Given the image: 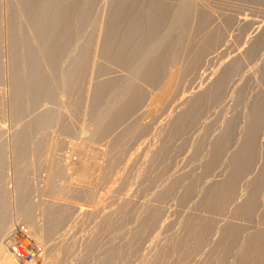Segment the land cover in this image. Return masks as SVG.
<instances>
[{"label":"rangeland","instance_id":"obj_1","mask_svg":"<svg viewBox=\"0 0 264 264\" xmlns=\"http://www.w3.org/2000/svg\"><path fill=\"white\" fill-rule=\"evenodd\" d=\"M23 1H25V0H0V75H1V79H2V82H0V88H1L0 89V136L4 134L3 135V139L0 138L1 139L0 147L3 146V147H1L2 149H0V150L4 149V155H3V157L1 156L4 159L0 160V162H1L0 164L3 165V166L2 165L0 166V169H1L0 178L2 176V178L0 180V196H1V199L3 200L2 201L3 204L0 206V221L1 222L2 221H7L6 222L7 224H5V222L2 223V224H4L3 227H1L2 224L0 226L3 229V231H4V232L1 233V236H0V247L3 248V249L0 248L1 251L5 252L7 254V251H6V249L4 248V245H3V239L11 231V229L13 227L17 226V225L25 227V229L28 231L30 236L40 246V249H41L40 255H39L38 259L32 264H64V263H66L64 261L66 260L68 262V259L64 258L65 260H60V259H63L62 249L63 250L65 249L64 250L65 253L70 252V251H68L66 249L70 245H72L71 243H73L72 246H74V248L75 247H79L81 250L84 247L88 248L91 245L90 241H92V243H93V240H95V236L96 235H97L96 238H99V236L103 237V235H104L105 238L104 237L100 238V240L97 239L100 243L97 241V244H99V245L96 244L97 249L95 251H92L94 254L92 253L90 255V253L88 251H86L85 248L83 249L84 251H82V252L80 251V249H76V250H79V251H77V254L79 253V255H81L80 253H84V258H86L85 255H90V256H87L88 257L87 260H90V261H92L91 259H92V255H93V260H95L94 256L97 257L96 254H98V252L100 253V252L104 251L105 249H107L108 245L110 243H114L115 242V244H116L117 243V241H116L117 237H120L121 239H119V238L118 239L122 241V239L125 238L124 236L127 235V233H128L129 236L132 234L131 237H135L136 234L137 235L139 233L143 234V232H145L144 235L146 236V238H148L147 239V240H149L148 243L150 242L149 244H151L150 247H153L152 245L156 244L155 243L156 242V238L158 239V237H160L159 239L162 238V240L166 239V241L163 240V242H162V243L165 244V243H167L169 238L171 239L170 233L172 234L173 230L174 231L176 229L179 230L182 227L183 230L180 229L179 231L176 230L175 232H173V234L175 233L174 237L172 236V240L169 239V241H168L169 244H166L167 246L165 245L167 248H171V247L175 246L177 244L176 243L177 242V238L179 237V236L177 237L176 232H178L179 235H180V232L183 233L184 227L186 228V226H183L184 222H186L185 224H187L189 222L192 223V220L193 219L195 220V218H193V217H196V216L193 215L194 213L197 212L196 213L197 216H199L200 218L204 217L202 219L205 220V216L208 218L209 214H212V213L214 214V212H212V211L210 212L209 211L210 213H208L207 211H205L203 208H200V207H199V209H197L198 211H195V210L192 209L193 207H194V209H196L198 207L197 206L198 202H195V203H197V205H195L194 202H191V201H196L197 200L195 198H197V195H198L197 191L199 192L198 189H197V191L195 193V196L192 197V198L195 197L194 198L195 200L194 199L193 200L192 199L188 200L191 205L189 204V202L187 203L188 204L187 205L186 204L187 201L184 203V205H181V204L179 205L178 203L176 204V202H177L176 201V197L180 194V189L176 190L177 195H175V198L172 197L175 201L174 200H172V201L176 204V206L178 205L177 207L180 208V210H178V211H177L178 208L176 210H174L175 204L173 203L174 206H172L171 205L172 201L170 202L171 204L169 203V201L172 198L171 199L169 198L170 200H168V199L165 200L166 203L170 204V207H169V204L166 205L164 203L165 206H166L165 207V206H161V205H164L163 204L164 200H162V203H161V200H158L157 197L161 195L160 191L166 185V183H167L166 187H168L169 181H171L170 182V184H171L174 181L173 179L179 180L180 176H182L181 174H183V176L185 177L189 173V172H185V170H188V171L192 170V172L195 170V172H193V174H192L193 178H194V174L198 175L200 173V172H198V171L201 170L200 169L201 166H199V165L202 163L201 165L203 167V165L205 164L204 163L206 161L205 160V155H206L207 151L206 152L203 151V155L200 158H198V159L202 158L201 160L196 159V161H195L192 158H191L192 159L191 160L190 157H187V156L189 154H190L189 156H192L191 154L193 153V148L195 147L196 143H198L197 141L199 139L198 137H200L199 135H201V134H198V133H200V131H202V130L206 131V127L210 123H212L214 125L217 124L216 126H213V127L218 128L220 126V128H222L223 127L222 123H224V121L227 118H230L228 120L232 119L231 117H232V115H234V112H235V110H234V112L231 111V108L234 109V107H233L234 104H232V101L234 103V100H235L234 96H236L234 91L237 92V91L241 90L242 89L241 85L243 84V82H244V84L242 85L243 87L244 86L245 87L246 86L250 87V84H251L250 88H251L252 92L249 90L250 93L249 92L248 93L251 94L252 97H253V94L257 93V92H262L264 94V90L262 89L261 86H259L260 85L259 81L255 82V79L258 78V72L260 71L259 69L261 68V66L263 64V63H261V61L264 62V58H263V56H264L263 55L264 54V43H263L264 42L263 41L264 40V36H263L264 35L263 34L264 33V0H261L262 2H257V1L253 2V1H249V0H137V2H140V3H146V2H149V1H153V2L158 3V4H165V5L169 6L173 11L181 9V8H185V9H188L190 11L189 20L191 21V23H190L189 28L187 30V36H186V40L184 42L185 43V47H186V49H185L186 52L185 53H187V51H188V54H190V55L186 56V54L184 53L185 55H182V57H181L182 59L180 58L179 63L176 64V65H173L172 67H170L167 70V73H166V76H165L164 80L161 82V84H159V86L157 88H148L145 85H143L142 83L137 82V80L133 77V75L130 74V72H129L130 70H126V69L121 68L119 65H117L114 62H112V60L108 59L107 56H104V47H105V43H106V31H107V28H108L107 27L108 26V24H107V16H108L109 10L111 8V6H110L111 5V0H96V5L94 6V10L92 12L93 13V19H92V22L90 23V29H91V32H92V36H91V40H90V43H89V50H88L89 55H88V58L86 60V70H85V74L83 76V81H82V93H81V98H80L78 114L76 115L77 118L72 115L74 119L76 118L75 119L76 123H74V127H72L73 123L68 122L69 120L65 122V120L69 119L68 116H67L68 118L66 117L67 119L65 118V116L69 114L68 111H70L69 110L70 107L68 106L70 101H68V98L64 99L63 96L61 97V95L59 94L60 97L58 95H57V97H59L60 100L61 99L62 100L61 101L59 100L60 101V103H59V101L57 99V101H55V102H57L59 105H55V107L52 106V107L55 108L54 109L55 112L52 110L54 112V114H52L51 119H53V116H54L55 119H59L60 118L59 120H62V118H63L62 122H63L64 125H65V123H67V125L68 124H70V125L72 124L71 125L72 129H70L69 125L67 126V129H65V128L63 129V127H66V126L62 125L61 128L63 130H65V131L67 130V132H62L63 131L62 129L60 131L59 127L57 128L56 122L55 121H50V120H49L50 122L48 121L49 123L47 122V124L45 123L44 125H36L33 128L31 126H27L32 121V120H30L31 117H33V118H34V116L36 117L37 116L36 113H39L38 112L39 110H36L37 112H34V114L27 115V116H29V119L26 118L23 121H21V123L23 124L24 127H20L19 128V126L21 124L17 125V123L14 120H12L11 112H10V106H11L10 105V100H11V88H10V85H11V72H12L11 63H10V41H11L10 39H12V36H13L12 32L13 33H15V32H14V23L12 22V18H11L12 15L11 14L13 13L12 12L13 10L16 11L17 14L24 13ZM37 10H39V9L38 8L35 9V12ZM202 14H204L207 17L209 16L208 17L209 18V24H208L209 27L204 32H200V31L196 30V27H195L196 21H194L198 17H200V15L202 16ZM210 15H211V21H210ZM22 19H20V20H22ZM223 20L227 21L228 25L232 24L231 27L230 26H228L229 28L227 27L228 30H226V29H223L224 31L221 30L224 33V35H223V33L219 34V33H221V32H219V30L221 29L220 27L223 26L222 28H224L225 25H226V23H224ZM21 24L22 23L21 22L19 23V21L17 20V31H18L19 34H20L19 30H21ZM219 24H221V25H219ZM234 24H235V26H234ZM242 24H243L244 27L242 26ZM217 26H219V29H216V28H218ZM88 28H89V26H88ZM240 28H241V30H240ZM245 28L248 29V30H246ZM214 29H215V31H214ZM225 30L228 31V32H225ZM9 31L11 32L12 35L9 34ZM249 31H250V33H249ZM175 32L176 31H174L173 33H175ZM213 32H215L216 36L214 35ZM71 33H72V42H71L70 54L67 55L66 57H64L63 60L61 61L60 66L62 68H65V67L69 66L70 64H72V66H75V68L79 67L78 65H76L77 64L76 60H77V57H78L76 55V53L77 54L79 53L84 39L78 33L77 29H75V28L72 29ZM210 33L213 34V35H210L212 37L214 36V37L217 38V34H218L219 37H221V36L225 37L224 39H221L223 37L220 38V40H225V41L218 42V44H220V45H216L217 43L215 44L217 47L215 46V48H212L213 50L209 51V52L213 53L212 55H211V53H209V54L207 53L206 57L204 56V60L202 59L204 62L201 61L200 64H199L200 66L196 67V69L198 68L197 71L195 69V72H197V73L193 72L195 74V76L197 77L195 79V76L193 77L194 74H191L192 72L189 73L188 69H187L188 70V72H187V70H185V68H187V66L191 63L189 60H191V58L195 54L197 48L200 47L201 44L204 42L203 40H205L207 34H208L207 37H209ZM226 33H228V34H226ZM225 34L227 36H225ZM251 36L255 37L257 39L255 40V38H252L253 39L252 40ZM237 37H238V40H236ZM258 39L259 40L261 39L262 41L261 40L259 41ZM234 40H236V42ZM239 41H240V43H237ZM253 41H255V42H253ZM252 42H253V46L256 45V44L257 45L260 44V46H261V47H259L260 51L258 50V58H259V56H260V58L259 59L258 58L255 59L256 58L255 57L254 60H253L255 63L251 62L252 59L250 61L248 60V56L250 54L249 52L253 51V49H254L253 46L251 45ZM234 44H235V46H234ZM219 46H220V48H219ZM233 46L235 47V49H233L234 48ZM240 46H241V48H240ZM248 46L249 47L251 46L252 50H250L251 47L249 49ZM256 46H254V47H256ZM244 47L245 48L248 47L249 52H248L247 49L245 50ZM261 48H262L263 52L261 51ZM215 50H218V51H215ZM222 51L225 52V53H223ZM244 51H247L249 54L244 52ZM259 52H262L261 53L262 55ZM223 54H224V57L222 56ZM183 56H185V57H183ZM189 56H192V57L188 60L187 58H189ZM240 56H241V58L243 57V59L246 58L250 62L249 63L247 61L250 65L246 62V60L241 59ZM261 56H262V58H261ZM212 58H213V60H212ZM215 58H216V60H214ZM239 58H240L241 62H240V60L239 61L237 60L238 61V63H237L236 59H239ZM73 59H74V61L72 62ZM230 60L232 62L235 61L236 62V63H234L235 65L236 64L240 65L241 63L245 62V64L247 65L248 68L246 66H245L246 67L245 68L244 65H242V64L240 66L241 68H239V65L238 66L237 65L234 66V65H232L233 63ZM255 60H257V61H255ZM258 60H260V61L258 62ZM136 62H141V60H137ZM213 63H214V65H213ZM140 64L141 63H138V65H140ZM208 64H210L211 66L208 65ZM229 64H231V66H233V67H231V69H229L230 67H226V66H229ZM252 64L253 65L256 64V65H254V67H253ZM248 65L251 67V69H250V67ZM257 65H259V67ZM136 66L137 65H135V67ZM255 66H257L258 68H255ZM135 67H133V68H135ZM223 67L226 68L225 71H223ZM235 67H237V68H235ZM242 67L245 68V72L243 71ZM234 68L236 69V71H238L239 69L242 70L243 73L240 70H239V72H236L234 70ZM246 69H247L248 72L251 70V72L248 73L246 71ZM256 69L259 70V71H257ZM184 70H185V72H184ZM227 70H228L229 73L227 72ZM134 71L135 70H133V72H131V73H134ZM234 71H235V74L238 73L237 74L238 76H235L233 74L230 77V79L227 82V84H226L227 85L226 87H227L228 90L225 89V94H224V97H223L224 100L222 98V101L223 102L225 101L224 102L225 105L223 104L222 101H221L222 103H219L220 102L219 101V102H217L218 105L214 104L213 105L214 107L211 106V108H214L213 109L214 111L212 110L213 112L210 110V108L207 110L208 112L206 111V114L208 113L209 116L210 117L212 116L213 118H214L213 115H215V114H216L215 118L219 117V115L221 117H223V118H225L227 115H228V117H226L225 120L223 118L219 117L221 120H223L222 123H220L221 120H220V122L217 121L219 119V118H217L216 124H215V122L213 123L215 118L213 120L211 118L209 119V117L207 116L208 114L207 115L204 114L205 115V119H203L204 115H203V117L201 119L204 121V120H206V117H207L208 120L203 122L200 119L202 121V122L200 120L198 121V123L200 124V126H199L200 129L197 127L199 125L197 123V126L194 127L196 129H192L191 130V132H193V131L195 132V130H197V132H198V130H199V132L196 133L198 139L191 135L192 139L195 138L196 141L194 139L191 140V138H190L189 140H191V142H189L188 138L190 137V134H192L190 132H189V136H187L188 138L186 136L184 137L185 138L184 141L186 142V140H188V142H189L187 146H190L191 148L190 147H185L186 146L185 144L187 142L186 143L184 141L181 142L182 138H181V141L179 139H177L179 142L177 140H175L174 141L175 143L173 142L174 144H172V148H170L171 150H175V148H176L175 146H177V149H178L179 148L178 145L180 143L182 145V147L180 145V149L181 148L182 149L188 148L187 149L188 151L186 149H184V150H186V152H188L189 154L187 153L188 155H185L186 152L184 150H182V149L181 150L179 149L181 152H178L179 150H177L176 152L180 153V156H182V157H180L176 152L175 153L173 152L174 154L171 153V156L173 155V157L170 156V158H172L174 160V162H175L174 165H176V167L173 166V162L172 161H171L172 164L170 163V164L165 165L168 162H166V161L163 162L162 160L161 161L157 160V163L155 162L157 165H158V162L163 163V165H161V163L159 164V166L161 165L160 166L161 167V171H160L159 166H158L159 170H157V168H156L157 165L155 163H152L154 161H150V160H152V157H150L149 154H151V153H149V152H151L152 149L150 148L151 151L150 150L148 151L147 149L149 148V146L155 142L154 144H157L158 147H157V145L154 146V144L151 145L150 147L153 146V150L157 149V152H159L158 150H161L159 147L162 146V137H163L161 135V133L162 132L165 133V131L167 129V124L169 126V123L171 121L170 119L172 118L173 119L172 121L174 122L175 121L174 118H176L175 115L178 114V113H181L182 112L181 110H183V108L186 110V108L188 107L187 103L189 104V102H190L189 99L192 102V99H194V97H196V96L198 97L200 95V93H201V95L203 93H205L207 91V90H205L207 87L210 89L211 86H209V85L214 84L212 82H216L215 78L219 79L220 78L219 75L222 76L224 73L227 75V73L230 74V72H234ZM183 72L185 73V76H184ZM220 72H224V73L220 74ZM240 72H241V74H239ZM75 73H77V71ZM186 73L187 74L189 73V74L192 75L193 79L189 78V76H190L189 74L187 75L188 76L187 79L188 80L190 79L192 84H191V82H189L190 80L187 81V83H186V81H183V78L184 77L186 78ZM202 73H204V74H202ZM244 73H246V74L244 75ZM247 73L250 76L253 75L251 77L248 75V77H250L249 78L250 81L247 79L248 82L245 81L246 80L245 77H247L246 76ZM217 74H218V76H217ZM233 77L234 78L238 77V78L232 79ZM185 78H184V80H187ZM231 79H232V81H230ZM239 79H241V81H242L241 83L242 84L237 85L238 82H236V81H239ZM70 81L75 82L76 81V76L72 77L70 79ZM112 82L117 83V86L119 88L127 87L130 84H134L135 83L136 86L139 87V89H141L142 91L145 92V99H144L143 102L140 103V105L136 109V111H134L133 113H130L122 121H120L119 123L113 125L111 129L105 131V127H106V125L108 123V120H109V117L111 116V114L108 115L107 118L103 119L106 116V114H107V109H101L99 111V115H95L93 113V111H92V106L91 105H92V100H93V95H94L95 90L99 86H102L103 84L112 83ZM232 82L233 83L236 82V84L235 83L232 84ZM249 82H251V83H249ZM253 82H254V86H252ZM239 83H240V81H239ZM247 83H249V84H247ZM234 86H235V88H234ZM192 89H194V90H192ZM185 90H187V91H185ZM182 91H184V92H182ZM176 92H178L179 94L176 93ZM181 92H182V95H181ZM189 92L192 93L193 96ZM230 94H233V95H230ZM249 94H247L248 97H249ZM228 95H229V98H228ZM190 96L192 97V99H191ZM252 97H249L248 100H250V98H252ZM174 98H176V99H174ZM186 98H187V100H186ZM225 99H228L227 102H226ZM174 100H175V102H174ZM185 101H188V102H185ZM227 103L228 104L231 103L230 106H232V107H228ZM180 104H181L182 107L180 106ZM176 105L179 106V107H177ZM183 105L186 106V107H183ZM46 106H48V105H45L44 107L46 108ZM67 106L69 108H67ZM216 106L218 107L219 110L217 108H215ZM222 106H225V107H222ZM226 106L228 108H226ZM219 107L220 108L222 107L221 109L224 108L225 110L226 109H228V110L230 109L229 111H231L233 114L229 115L230 112L228 110L224 111V109H223L224 113L221 115L220 113L222 111L220 110ZM45 108H43V110H45V111H48V110L50 111L51 110L50 106L47 107V110ZM176 108L178 110L181 108L179 110L180 112ZM216 109H217L218 112L219 111H221V112L218 114L216 112ZM40 110H41V107H40ZM185 110H183V112H185ZM176 111H178V112L176 113ZM40 112H44V111L41 110ZM61 112L65 116H63L61 114ZM227 112H228V114H227ZM167 113L168 114H171V113L173 114L174 113V115L171 114L169 116ZM181 114H183V113H181ZM181 114H179L177 116L179 117ZM217 114H218V116H217ZM32 115H34V116H32ZM61 115L63 116L62 118H61ZM69 115L72 118L71 112H70ZM242 115H241L240 118L241 119L243 118L242 120L244 121L245 117H243ZM74 119H72V120H74ZM165 119H166V121H165ZM209 120L210 121L212 120V121L210 122ZM228 120H226V122ZM70 121H71V119H70ZM167 121L169 123H167ZM207 121H209V124L206 126V124L208 123ZM243 121H240V123L243 122ZM13 122H15V125L13 124ZM19 122L20 121H18V124H19ZM152 123H153V125H152ZM164 123L166 125V127H165L166 129L162 128L163 126H165ZM172 123H170V124H172ZM203 124L205 125L204 126L205 128L203 127ZM212 124L210 126H208L207 128L211 127ZM242 125H243V123H242ZM147 126H148L149 129L146 128ZM68 127H69V129H68ZM145 128L148 129V132H150V133H148L147 131L145 133V130H146ZM201 128H203V129H201ZM216 128L215 129L212 128V130H215L216 132H218L219 130L216 129ZM69 130H71V131H69ZM156 132L159 133V134H157L159 136H157L155 134ZM212 132H214V131H212ZM216 132L212 133V134L215 136V134L216 135L218 134ZM138 133H140L139 134L140 140H139L138 136L135 137V135L136 134L138 135ZM143 133H145L146 135H144ZM149 134H150V137H149ZM203 134L204 133H202V135H201L202 137H203ZM141 135H144L147 138L144 137V136H143L144 137L143 138ZM193 135H194V133H193ZM196 135H194V136H196ZM263 136H264V134H263ZM16 137L18 138L17 142L14 141L16 139ZM141 137H142V139H141ZM143 139L144 140L146 139V140L142 141ZM147 140H148V142L152 141V143H149L150 144L149 145ZM153 140H154V142H153ZM200 140H201V138L199 139V141ZM192 141H195L196 143L192 142ZM1 142H3V144ZM14 142H15V145H14ZM176 143H177V145H176ZM182 143H184V145ZM191 144H193V145H191ZM147 145H148V147L145 148L144 146H147ZM192 146H194V147L192 148ZM155 147H157V148H155ZM189 148H190V150H189ZM145 149L149 153L148 155L144 153L146 151ZM191 149H192V151H191ZM143 150H145L143 153L146 156H149V158L148 157L146 158V156H145V158L147 159V161L149 159L151 164H149V163L147 164V161L144 158L143 154L140 153ZM153 152H154L155 155L152 154V156L154 155L156 157L157 154H159L156 151H153ZM0 154H1V151H0ZM175 154H177L178 160L174 159V158H176ZM137 155H138V158L140 156H143L142 158L140 157L139 159H143L145 161V162H143V160H141L142 165H143V163H145L144 165H145V168L147 169V171H143V172L144 173L149 172L148 174H145V175H148L149 177L145 176L143 178L144 173H142L143 176L140 174V172L145 169L144 165L143 166L142 165L139 166L141 163L137 162L138 166L141 167V168H138V169H141V170H139L140 172H137V173H139V176L141 175L140 177L136 176V174L133 173V171L135 172L136 167H134L135 169H133L132 167H131L132 169L130 168V166L134 165L133 163H136V159H138ZM155 157H153V159H155ZM179 158H181V160H179ZM139 159H138V161H139ZM170 160H169V162H170ZM185 160L187 162H185ZM197 160L199 162H197ZM155 161H156V159H155ZM179 161H180V163H179ZM193 161H195V163ZM3 162H4V164H3ZM183 162H185V164ZM177 163H179V164H177ZM198 163H199V165H198ZM137 164H135V166H137ZM182 164H184V165H182ZM162 166H163V168L167 166V170L170 171V172H168V174H167L166 168H164L165 171L163 172ZM150 167L151 168L154 167V168H152L153 169L152 171L156 170L154 172L156 180H155V177L153 175V172L151 174L150 173L151 171H148V170L151 169ZM180 167L182 169H180ZM128 169H131L132 172L129 170L131 173H128L127 172ZM173 169L175 171H173ZM136 171H138V170H136ZM173 172H175L176 174L173 173ZM178 172H179V174H180V172H184V173H181L179 175ZM197 172H198V174H197ZM220 172L221 171L219 170V171H216L215 175L213 174L215 179L212 176L210 179L203 180L204 182L202 181V184H200L199 188L201 186H203V188H204V186H207L212 181L217 180L218 179L217 177L219 176ZM125 174H129V175L132 174V175L129 177L128 175L125 176ZM156 174H158V175H156ZM157 176H160V177H163V178H159L158 177L159 178V182H158ZM177 176H179V178ZM215 176H217V177H215ZM136 177H138V178L142 177V178L141 179H137ZM146 177H147V179L150 178V177H154V181L155 182L152 180L153 178L147 180V179H145ZM129 178H131V179L129 180ZM135 178L137 179L136 182H135ZM165 178H167V179H165ZM247 178L249 179L250 177H247ZM120 179H122V180H120ZM127 179H128V181H126ZM132 179L134 181L133 184L131 182ZM143 179L147 180L146 182H144L145 183L144 186L142 185V183H143L142 180ZM246 179H245L244 182L248 181V179L247 180ZM124 180L126 182H128V184ZM138 180H139V183H141L139 186L141 187V185H142V187H143V189L140 190V192H142V194H140V196L144 195L143 193H144L145 190L147 191V188L150 186V184H152L151 181H153L156 185H153L154 188H152L150 186L151 187V192H150V188H149L148 192H150V193L147 192L148 195L146 194V191H145L146 195H144V197L141 198V197L138 196V198H141V199H139V201H137L136 200L137 198H135L133 196V195H135L134 194L135 192H133V190H136V194L139 195V193H138L139 191L138 190L141 189L142 187L137 189L138 186L136 185L137 188H136V186H134L133 188H135V189L132 190V194H133L132 195L133 196V201H132V197H130V195H131L130 192H131L132 188L124 189L122 187L125 184H127L128 186H132L135 183H137ZM160 180H162V181H160ZM207 180H208V182H207ZM121 181L122 182L124 181V183H122ZM129 181H130L131 184L129 183ZM165 181H166V183H165ZM244 182L241 183V185H240L241 187H242V185H244ZM164 183H165V185H164ZM122 184H124V185L122 186ZM115 186H117L118 188H116ZM128 186L125 185V187H128ZM145 187H146V189H144ZM166 187H164V188H166ZM118 189L121 191V194H123V192H125V191H126V193L121 195L119 193ZM202 189L200 190V192L202 191ZM164 190L165 189L162 190V193H163ZM117 191H118V193H117ZM240 192H243V189L240 188L238 193H237V195H239L240 197L236 196V198H235L236 200L234 199L235 201L230 203V204L233 205L234 208H235V206H238L239 203H240V202H237V201H241L242 202L241 199L238 200L239 198H241V195H242V194H240ZM128 193H130V195H127L128 197H126L125 195L128 194ZM158 193H159V195H158ZM137 195H135V196L137 197ZM155 195L156 196L158 195V196L156 197ZM151 196H153V197L155 196V197L153 198ZM201 196L202 195L200 193V197L198 195V201H200L199 199H201ZM243 196H244V194H243ZM243 196H242V199L244 198ZM127 198H129V200H126ZM152 198L153 199L157 198V201H156V199L154 201L155 202L154 205H152L153 204ZM116 199H117V201H114ZM123 199L126 200V201H124V202H126V204H128L127 201L128 202L130 201L129 204H128L129 206L132 205V204L135 205V203L136 204L139 203V205L142 204V203L146 204V205H144L142 207V208H144L142 210L144 213H146V210H147L146 207L151 206V205L154 206V208L151 206V209L152 208L153 209L150 210V208H149V210H148L149 212H147V213H151V212L153 213V215H151L152 213L150 214V217H152L151 219L154 218L153 220H156L157 215H158L157 219H159L161 217V211L167 210L164 213L162 212V215H163L162 217L163 218L161 217L159 220H157L158 222H160L161 219H162V221L164 223V220L166 219L165 223H167V224L164 223L165 224L164 225L162 223V221L160 222L164 226L165 229L163 228V226H161L163 228V230H161L162 229L160 227L161 224H159V226H158L157 221H155L157 224L153 221L154 226L156 225V226H158L160 228V229H158V227L156 228V226H155V228L159 232L156 231L157 233L156 232L153 233L154 235L151 233L152 230L150 231V234H148L150 229L144 231L142 228H140V230H142V231L140 232V230L138 229L139 233H138L137 229H135V231H134L133 229L136 227V223L140 224V222H136V220L139 219L140 216H141V218L143 216H144V218L146 217L145 216L146 214H144L140 210V209H142V208H140L141 205L139 207L138 204H137V206L139 208L136 205H135L136 207L132 205L133 207L130 206L132 210L128 209L130 211V213L127 212V213L131 214V212H133V208H134L135 210H134V214L133 215H134V219L135 220L133 219L132 214L130 215V217L132 216L131 218L134 221L126 213L127 214L126 218H128V219H126L127 221H124L125 224L122 221L123 224L120 223L118 225L117 228H119L118 229L119 231H115V229H113V230L109 229L108 230L109 227H107V226H106V228L103 227L106 224V223L104 224V219L105 218L102 220V218L104 216L101 217L102 214H100L101 212L98 213V211L101 210L102 213L104 214L103 211H105L107 209V207H108L107 203L110 204L111 202L112 203H111V205H109V208L111 207L110 208V210H111L112 206H113V209H112L113 212L112 211H108V212H112V214L107 212L108 215L109 214H111L113 216L116 215L117 212L121 211L122 206H123L122 210L125 211V209L127 210V208L129 206L126 207L127 205L124 206L122 204ZM134 200H135V203H134ZM113 201L115 202V204H116V202L118 204V201H119V203H120V201H122L120 203V204H122V206H120V205L117 206V205L113 204ZM158 201H160V203H158ZM130 203H132V204H130ZM114 205L117 206V208L121 207L120 211L116 212L117 208ZM185 205L187 206L186 208L189 209L190 213L188 212V210L186 212V208H185L184 209L185 211L184 210H182V211H183V213L185 212L186 214L184 213V217H182L178 212L181 211V209H183L181 206L185 207ZM232 205H230L231 210H230V208L228 210L229 205H228V207L226 209H227V212L229 211V213H233L234 214V209H233ZM103 206H104V208L106 207L105 210H104ZM171 206L173 208H171ZM195 206H197V207L195 208ZM114 207L116 208V210L114 209ZM124 207H126V208L124 209ZM155 207L159 208V211L158 210L157 211L160 214L155 213V212H157V211H155L156 210ZM161 207H163V208L165 207L164 208L165 210L163 209V210L160 211V209H162ZM168 207H169L170 211L174 210L173 212H169L168 213L169 215L167 214V212L169 210ZM190 208H191L192 211H190ZM226 209H225L224 212H226ZM260 209L262 211V207ZM138 210H139V212H138ZM202 210H204V212ZM259 210H257V211H259ZM263 210H264V208H263ZM106 211H105V214H107ZM114 211H115V213H114ZM175 211H177V213ZM182 211H181V214L183 215ZM193 211H195V212L192 213ZM257 211H256V213L258 214ZM174 212H175V214H174ZM224 212H222V213L224 214ZM263 212L264 211H262V213ZM191 213H192L193 217L189 216L188 219L189 218H193V219L192 220L190 219L189 222H188V220L185 221V219L187 218L188 214L191 215ZM260 213L261 212H259L258 217L262 214V213L261 214ZM95 214L96 215L100 214L99 217L96 216V217L100 218V220L98 218H96V220H97L96 222L100 223V226L102 225V222H103L104 225H102L101 227H98L99 224H97L96 222L93 221L95 216H94V218L92 217V219L90 218L91 215H95ZM154 214H156L155 215L156 218H155ZM164 214L167 215L168 218H171L173 216L172 219L175 218L174 215L177 214L176 215V219L177 220L175 219V221H177L179 223L176 222L175 224H177L178 226L174 225V223L172 224L171 222L172 221L175 222V221L172 220V219H168L167 217H164ZM178 214H179V216H181L180 218L183 219L184 221L183 220L180 221L181 219L177 218ZM213 214L210 215L209 217L213 216V218H216V220L211 222L210 219L212 217L210 219L208 218V220L206 219V221L208 222L207 225L210 228H212L211 225L214 222V226L211 229V231H213L216 228L214 231L215 232L217 231V234H218V230L220 231V229L224 230L226 228V227H222V228H224V229H222L220 227V229H218L219 228L218 226L221 224L220 220H223V218L225 217L224 221H222L223 223L225 222V224H224V226H225L228 223V220L231 219V220H229L230 223H228V226L229 225L231 226L233 224V227L240 228V229L243 228V231H244V232L241 231L243 233L242 235H241V232H240L241 236L239 235L240 239H238V244H239V242H241L239 245L242 246L243 244L248 243L252 239L253 240H258L260 242V248L259 249H261V246H263L262 244H264V223H261L262 219H260L261 217L258 218L256 216L257 214L254 213V215H253L254 217H253L252 221H248V222L244 221L241 218H237L234 215L235 218L237 219L236 220L235 218H233V214H229L230 216L232 215L231 218L229 217L228 214L226 215V213L224 214V217H223V214L221 215L222 218L217 216V215H220L221 213L220 214L219 213L216 214V212H215V214L214 215ZM135 215H137L139 218L138 217L135 218L136 217ZM225 215L228 216V217H226ZM88 217L90 218L89 219L90 221L92 220V223L94 222L93 223L94 226L98 225L97 226L98 232H97V228L96 227L95 228L91 227V225H93L92 223H90L91 225L89 223H87L88 220L86 218H88ZM105 217H106V215H105ZM199 217H196L197 222H196V220L193 221V223H192L193 225L195 224V222H196V224H198V221H199L198 218ZM108 218H110V217L108 216ZM114 218L116 219V217H113V218H110V219H112L113 222H114ZM129 218H130V220H129ZM213 218H212V220H213ZM167 219L169 220V222H168ZM259 219H260V222H259ZM107 220H109V219H107V217H106L105 221H107ZM128 220H129V223H128ZM254 220H256L255 224H253ZM83 221H84V223H83ZM85 221L87 223L86 225L89 226V227L85 226ZM100 221H102V222H100ZM130 221L132 223L135 222V224H132ZM206 221H202V222H204V224H206L205 223ZM80 223H83L84 227H82L83 224H80ZM168 223H169V226H172V227H170L171 229L175 226V229L173 228L172 231L168 227L170 229V231H171L170 233L168 232L169 229H167V227H165V226L168 225ZM181 223H182V225H181ZM126 224H131V225H127L125 227ZM215 224H216V226L217 225L218 226L215 227ZM222 224L220 226H223ZM79 225H80V227H79ZM133 225H134V228L132 227ZM154 226L152 227V229H154L153 232L156 230L154 228ZM197 226H199V225H197ZM206 226H204V227H206ZM199 227H202L201 226V221H200V226ZM80 228H81V230H80ZM82 228H83V230H82ZM102 228H104V229L102 230ZM137 228H138V226H137ZM77 229H79V231ZM131 229L134 232H137V233H135V234H134V232L132 233ZM110 230H112V232L109 233ZM164 230L165 231L167 230V231L165 232ZM246 230H247V232H246ZM76 231L80 232V234L78 232H76ZM128 231H130V232H128ZM146 231H147V235H146ZM160 231L162 232L161 233L162 236H160L158 234V233H160ZM95 232H97L98 234H96ZM107 232H108V234H107ZM90 233L92 235L89 236ZM100 233H102L103 235L100 234ZM129 233H131V234H129ZM164 233H166V236L168 235L167 236L168 239H167V237L165 238V236L163 235ZM167 233H169V234H167ZM220 233L221 232H219V234H218L219 237L221 235ZM84 234H87V236L84 235ZM151 234L154 237L156 236V238L154 239L153 236H148V235H151ZM212 234L213 235H211V236H213L214 238H218L217 234H214V232ZM78 235H79L80 239H75ZM157 235H159V236H157ZM214 235L215 236L217 235V236L215 237ZM73 236H75V237L72 239L71 237H73ZM82 236H84V237H82ZM122 236H123V238H122ZM140 236H142V235L139 234L138 237H140ZM145 236L143 237L144 241L146 240ZM242 237H245V238H243L245 240H242L241 239ZM82 238H83L84 241L82 240ZM136 238H137V236H136ZM143 238L141 239V237H140L141 240H143ZM210 238H211L210 240H214V238L213 239H212V237H210ZM69 239H70L71 243L67 247L66 243L69 241ZM128 239H130V237ZM153 239H154V241H153L154 243L151 242ZM205 239L206 240H204L203 243H205L204 245H206L207 248H209L208 247L209 245H207L208 244L207 242L209 241V237L207 236V238H205ZM207 239H208V241H207ZM71 240H73V242ZM119 240H118V242H119ZM124 240H125V242L128 241V240H126V238ZM124 240L121 243L119 242V244L118 243L117 244L118 245H121L123 243L125 244ZM215 240L217 241V239H215ZM111 241H113V242H111ZM157 241L161 243V240L160 241L157 240ZM172 241L175 242V245H173L174 243ZM76 242L77 243L79 242V244H82V243L83 244L78 246V244ZM213 242L214 241L210 242V245L212 246L211 249L213 248V246L215 244V242L214 243ZM86 243H88V244L86 245ZM140 243H141V241H140ZM162 243H161V245L163 247L164 244H162ZM211 243H213V245ZM142 244L144 246H142ZM142 244H141V246L139 244V246L142 247L141 249H143L142 252H141V250H137L139 252L136 251V254L134 255L135 257H136V255L138 256V255L144 254L145 251H146V253L148 252L147 249L144 248V247H147V246H145L144 243H142ZM146 244H147V242H146ZM149 244H147L148 247H149ZM161 245H159V247L157 245H155L154 247H156L158 249L160 248V252L163 251L164 249L166 251L167 249L165 248V246H164V248L162 250ZM239 245H238V247H239ZM64 246H66V248ZM168 246H170V247H168ZM206 246H205V248L202 247V245L200 246V248L202 247L204 249L203 250L201 249L202 252H200L198 255H200L201 253L203 255L208 254V251H207L208 249L206 248ZM71 247H70V250H71ZM211 249H209L210 252H211ZM148 250H149V248H148ZM155 250L156 249H154V251L151 250L150 253L148 252L149 253L148 255L145 253L146 256L142 255V256H139L138 258L136 257L137 259H140V260L136 261V259H134L135 258L134 256H133L134 258L132 256H131V258H133L136 261V264H138V262L142 263L143 260L141 261V259H144V261H145L144 257H149L150 256V259H151L152 255L155 256L156 255ZM204 250H205V254L203 252ZM235 250H237V251H234V253L236 252L238 255H236L235 258L233 256L232 260L234 262L232 261V264L233 263L235 264L236 262H238L237 259L239 257L240 247L239 248H235ZM85 251L87 252V254H86ZM71 252H72V250H71ZM140 252H141V254H139ZM153 252L155 254H152ZM158 252H159V250H158ZM1 253L2 252H0V254ZM73 253L75 254L76 252H72L71 254H73ZM170 253L166 255L167 258H169V259L173 255H177V254H173L172 255L173 252L171 254ZM68 254L71 255L70 253H68ZM194 254L196 256L195 260H197L199 256L196 254V252ZM202 254H201V257H202ZM2 255L0 256V259L3 258ZM68 256L66 254L67 258H69ZM75 256H76V254L70 256V258L73 257L74 260H76L78 258L77 262L79 264H80V262H84L85 263V259L83 258V254L81 256L84 259V261L81 260V258H79L81 256H78V255H77V257H75ZM195 256L192 255V257L190 256L189 259L194 260L193 258H195ZM209 256L206 255L205 258L208 259ZM246 256H247L246 259H250L251 260V261L250 260L247 261V264H264V251L262 249L261 250H257V249L249 250V252L247 253ZM175 257L176 256H174V258ZM8 258L13 262V264H17L16 262H14L15 260L13 259L14 260L13 261L9 255H8ZM73 258L71 259L72 261H73ZM131 258L129 259L130 261H131ZM167 258L163 259L162 261L160 260L159 264L165 263L163 261H167L165 264H167L168 262H169L168 264H175L176 260H174V258L173 259L171 258L170 260L167 259ZM202 258H204V256ZM205 258L202 261L203 262L206 261V262L203 263L201 261L200 264H202V263L206 264L208 262L209 259L206 260ZM133 259H132V262L134 261ZM146 259L149 260V258H146ZM187 259L184 262L182 261L183 263L182 262H180V263L185 264V262H187L188 264H190V262H192V261L189 262V260H187ZM199 259L197 261L194 260L195 264L196 263L198 264ZM0 261H2V259ZM70 261H69V263H71V264L74 262V261L73 262H70ZM130 261H129V264H131ZM135 261L133 262L134 264H135ZM171 261H173V262H171ZM147 262L152 263L150 260L147 261ZM194 262H192L191 264H194ZM86 263H88V261ZM114 263L115 262H113V264ZM89 264H91V262H89ZM115 264H117V263H115ZM144 264H146V261L144 262ZM208 264H209V262H208Z\"/></svg>","mask_w":264,"mask_h":264},{"label":"bare ground","instance_id":"obj_2","mask_svg":"<svg viewBox=\"0 0 264 264\" xmlns=\"http://www.w3.org/2000/svg\"><path fill=\"white\" fill-rule=\"evenodd\" d=\"M249 1L262 2L261 0H249ZM23 5H24V7H23L24 13L17 14L16 11L13 10L12 11L13 13L11 14L12 15L11 16L12 22L14 23V32H15V33L12 32L13 36H12V39H10L11 40L10 41V63H11V68H12V72H11V85H10V88H11V100H10L11 117H12V120H14L17 123V125H20V124L22 125V126L21 125L19 126V128H20V127H24L23 124L21 123V121H23L26 118L29 119V116H27V115L34 114V112H37L36 110H39L38 111L39 113H36L37 114L36 117L34 115H32V116H34V118L30 116L31 117L30 120H32V121L27 126H31L33 128L36 125H44L45 123L47 124V122L50 120V121H55L56 122V125H57V128L59 127V130L61 131V129H62L61 127H62V125H64L63 122H62L63 121V118L62 117L65 116V115H63V113L61 112V114L63 115V116L61 115L62 120H59L60 118L59 119H55L54 116H53V119H51L52 114H54V112H55L54 111L55 105H59L55 101H57V99H58V101L60 100L59 94L61 95V97L63 96L64 99H67L68 98V101H70L69 102V105H68L70 107V109H69L70 111H68L69 114L71 112V116L73 115L75 117L78 114V109H79V104H80V98H81V93H82V81H83V76H84L85 70H86V60H87L88 55H89V52H88V50H89V43H90L91 36H92V32H91V29H90V23L92 22V19H93V13L92 12L94 10V6L96 5V0H25V1H23ZM110 6H111V8H110L109 13H108V16H107V24H108L107 27L108 28H107V31H106V43H105V47H104V56H107L108 59L112 60V62L116 63L121 68L126 69V70H130L129 71L130 74L133 75V77L137 80V82L142 83L143 85H145L148 88H157L159 86V84H161V82L164 80V78L166 76V73H167V70L170 67H172L173 65L178 64L179 61H180V58L182 57V55H185V54H186V56L187 55H190V54H188V51H187V53H185L186 52L185 51L186 47H185V43H184L185 40H186V36H187V30H188L189 25L191 23V21L189 20V13H190V11L188 9H185V8H181V9H178V10L173 11L169 6H167L165 4H158V3H155L153 1H149V2H146V3H140V2H137V0H111V5ZM37 8L39 10H37L35 12V9H37ZM203 15L204 14H202V16L200 15V17H198L196 20H194V21H196V23H195L196 30L197 31H200V32H204L209 27V25H208L209 24V18H208L209 16L207 17V16L204 15L205 16L204 17ZM20 19H22V20H20ZM17 20L19 21V23L20 22L22 23L21 24V30H19L20 31V34L17 31ZM210 21H211V15H210ZM224 23H226L227 26L225 25L224 28H222L223 26H221L220 27L221 29L219 30V32H221V33H219V34H222L223 33L221 30H223V29L228 30L227 27L228 26L231 27V25H232V24L231 25L230 24L228 25L227 24V21H224ZM219 25H221V24H219ZM88 26H89V28H88ZM234 26H235V24H234ZM242 26H243V24H242ZM217 27L218 28H216V29H219V26H217ZM74 28L77 29L78 33L84 39L83 44L81 46V49H80L79 53L78 54L76 53V55L78 56L77 57V60H76V62H77L76 65H78L79 67L78 68H75V66H72V64H70L69 66H67L65 68H62L60 66L61 61L63 60L64 57H66L67 55L70 54L71 42H72V33H71V31ZM226 30H225V32H228ZM240 30H241V28H240ZM246 30H248V29H246ZM174 31H176V32L173 33ZM214 31H215V29H214ZM213 33L215 35V32H213ZM249 33H250V31H249ZM9 34L12 35L10 31H9ZM226 34H228V33H226ZM226 34H225V36H227ZM210 35H213V34L210 33L209 34V37H207L208 36V34H207L205 40H203L204 42L201 44L200 47L197 48V50H196L195 54L193 55V57L192 56H189V58L186 57L188 60L192 57L191 58L192 61L189 60L191 62L189 64L190 66L188 65L187 68H185V70H187V69L189 70V73H191V72H192L191 74L197 73V72H195V69H196L197 66L198 67L200 66L199 64H200L201 61L204 60V56L206 57V54L207 53L208 54L211 53L209 51L213 50L212 48H215L216 45H220V44H218V42L225 41V40H220V38L223 37V36L219 37L218 34H217V38H216V37H214V36L212 37ZM223 35H224V33H223ZM224 38L225 37H223L221 39H224ZM252 38H255V37H252L251 36V39ZM256 39L257 38H255V40ZM236 40H238V37H237ZM236 40H234V41L236 42ZM253 42H255V41H253ZM253 42L251 44L252 46H253ZM237 43H240V41L237 42ZM256 45H254V46H256ZM234 46H235V44H234ZM254 46H253V48H254L253 51H250V52L248 50V47L249 46L247 48L244 47L245 50L247 49L248 52L250 53L249 54L247 51H244V52H246V53L249 54L248 60L250 61L252 59V61H251L252 63H255L253 61L255 57H256L255 59L258 58V50H259V47H261L260 44L257 45L256 47H254ZM250 47H249V49H250ZM219 48H220V46H219ZM240 48H241V46H240ZM233 49H235V47ZM250 50H252V47H251ZM215 51H218V50H215ZM261 51L263 52L262 48H261ZM262 52H259V53L261 54ZM223 53H225V52H223ZM212 54L213 53H211V55ZM222 56L224 57V54ZM183 57H185V56H183ZM240 58H241V56H240ZM240 58L239 59H236V62L237 63L240 60ZM259 58H260V56H259ZM261 58H262V56H261ZM263 58H264V56H263ZM74 59L72 60V62L74 61ZM241 59H243V57ZM137 60H141V62H136ZM212 60H213V58H212ZM214 60H216V58ZM243 60H246V62L248 61L246 58L243 59ZM255 61H257V60H255ZM259 61L260 60H258V62ZM236 62L235 61L232 62L233 63L232 65L236 66L237 64L236 65L234 64ZM240 62H241V60H240ZM138 63H141V64L138 65ZM261 63H263V64H262V66L260 65L261 66V68L259 69L260 71L256 69L259 72H258V78L255 79V82L256 81H259V83H260L259 86H261L262 89L264 90V62L261 61ZM241 64L244 65V67L245 66L247 67V65L245 64V62L244 63H241ZM241 64L240 65L238 64L239 65V68H241L240 67ZM135 65H137V66L135 67ZM208 65H210V64H208ZM213 65H214V63H213ZM254 65H256V64H254ZM254 65H253V67H254ZM257 66L259 67V65H257ZM257 66H255V68H258ZM133 67H135V68H133ZM226 67H230L229 69H231V67H233V66H231V64H229V66H226ZM244 67H242V68H243V71L245 72V68L246 67L245 68ZM235 68H237V67H235ZM235 68H234V70L236 71ZM225 69L226 68L223 67V71H225ZM250 69H251V67H250ZM133 70H135L134 73H131V72H133ZM185 70H184V72H185ZM188 70H187V72H188ZM197 70H198V68L196 69V71ZM228 70H227V72H228ZM239 70L236 71V72H239ZM76 71H77V73H75ZM235 71L234 72H230V74H228L229 73L228 72L227 75L224 72H220V74H222V73H224V74L222 76L219 75V77H220V78L218 77L219 79H216L215 78L216 82H212L214 84H211V85L208 84L209 86H211L210 89L207 87L208 89L207 88L205 89L207 91L206 92L204 91L205 93H203L202 95H201V93H200V95L198 94L199 96L198 97L196 96L197 98L194 97V99H192V97L190 96L191 99H192V102L189 99V101L191 103L190 102H189V104L187 103L188 107L186 108V110L183 108V110H185V112H183V110H181L182 111L181 113H183V114H181V113L176 114L175 115L176 118H174L175 119L174 122L172 121L173 120L172 118L171 119L169 118L173 123L170 121V123H172V124H170L167 121V123H169V126L167 124V129L165 128L166 125L164 123L165 126H163L162 128L163 129L165 128L166 131H165V133H163V132L161 133V135L163 136V137L161 136L162 137V146L159 144L161 146V147H159L161 150H158L159 152H157V149L153 150V146L152 147H150V146L155 143L154 140H153L154 143L151 144V145L149 143H152V141L151 142H148V140H147L148 144L150 145L147 150L148 151L149 150L151 151V149H152V151L149 152L151 154H149L146 149H145L146 151L143 150L142 152H140V153L143 154L144 158L146 156L145 154H147V155L149 154L150 157H152V160H150V161H154L152 163H155V162L157 163V160H160V161L162 160L163 162L164 161L168 162L165 165L170 164V163L172 164V162H173V166L176 167V165H174V163H175L174 160L172 158H170V156H171V153H173V152L175 153L177 150L180 149V145L181 144L179 143V145H178L179 148L178 149H177V146H175L176 147L175 150H171L170 148H172V144H174L175 143L174 141L177 140V139H179L181 141V138H182V141L181 142H183L185 140L184 137L185 136L186 137L189 136V132L192 133V134H190V137L189 138L187 137L188 140L190 138H191V140H193V139L195 140V138L192 139L191 135L193 137H196L197 138L196 133H198L199 130H198V132H197V130H195V132L194 131L191 132V130L192 129H196L194 127L197 126L198 121L203 117L204 114L205 115L208 114V113L206 114V111L209 108H210L211 111L214 109V108H211V106H213L214 104L218 105L217 102H219V101H220L219 103H222L223 102L222 101V98L224 97L225 89H227V87H226L227 86L226 85L227 82L229 81L230 77L233 74L235 76H238L237 75L238 73L235 74ZM240 71L242 72V70H240ZM246 71H247V69H246ZM184 72H183V74L185 76V73ZM241 72L239 74H241ZM249 72H251V70ZM248 73L246 75L247 77H245V79H246L245 81L246 82H248L247 79L250 81L249 78L251 76H253V75L250 76ZM188 74L186 73V78L184 77L185 79H187V77H188L187 75ZM191 74H189L190 75L189 76L190 79L192 78V75ZM202 74H204V73H202ZM245 74L246 73H244V75ZM248 75L250 77H248ZM74 76H76V81L75 82L70 81V79L72 77H74ZM194 76H195V74L193 75V77ZM217 76H218V74H217ZM234 77L232 79L238 78V77H236V78H234ZM184 78H183V81H186V83H187V81L190 80V79L189 80L188 79L187 80H184ZM196 78L197 77L195 76V79ZM232 79L230 81H232ZM239 81H240V83H239ZM239 81H236V82H238L237 85L242 84L241 83L242 82L241 79H239ZM0 82H2L1 75H0ZM189 82H191V80ZM236 82H234V83L236 84ZM234 83L232 82V84H234ZM249 83H251V82H249ZM249 83H247V84H249ZM191 84H192V82H191ZM243 84H244V82H243ZM242 85H241V87H242L241 90L238 89L239 91H237V92L234 91V93L236 94V96H234L235 97L234 103L232 101V104H234V106H233L234 109L231 108V111L234 112V110H235L234 115H232L233 113L231 111H229L230 109L229 110L226 109V110H228L231 113V114L229 113V115H232V117H231L232 119L231 120H228L230 118H227L226 120H228V121L226 122L225 118L228 117V115L226 117L224 116L225 118H223V117H221L219 115V117H221V118H223L225 120L224 123H222L223 120H221L219 117H216L215 118V116H216L215 113H214L215 115L212 114L214 116V118H215V120L213 121V123L215 122V124H216V120H217V118H219L217 121L220 122V120H221L220 123H222V126L223 127L220 128L219 125H218L219 126L218 128L213 127V126H216L217 124L216 125H214L212 123L209 124V121H210L209 120V121H207L208 123L206 122L207 123L206 126L208 124H209L208 126H210L211 124H212V126L209 127V128H207L208 127L207 126L206 127V131L204 130L205 132L202 130L203 132L200 131V133H198V134H201V135H202V133H204L203 134V137L201 135H199L200 137H198L199 139L201 138V140L199 141V139L197 138L198 139V141H197L198 143L195 142L196 140L195 141H192V142H195L196 143L195 147L192 146V148L194 147L193 148V153L191 154L192 156H189L190 154L188 152H186V150L188 148H184L186 150H184V149L181 148L182 150H184L186 152L185 155H188L189 154L187 157H190V159L192 158L195 161H196V159L200 158L203 155V151H205V152L207 151V153L205 155V160L206 161L204 162L205 164L203 165V167L201 165L202 164L201 162H200L201 163L200 165L198 163V165L201 166V168H200L201 170L198 171L200 173L198 174V172H197L198 175H195L194 174V178H193L192 177L193 176L192 174H193V172H195V170L193 172H192V170H189V171L188 170H185V172H189L185 177L183 176V174H181V173H184V172H180V174L183 177L180 176V178H179V176H177L179 178V180L173 179L174 181L171 184H170L171 181H169L168 187H166L167 186V183L165 181L166 185L164 183V185H165L164 187H166V188H164V187L162 188V190L165 189L163 191V193H162V190H161L160 191L161 192L160 193L161 194L160 196H158L159 193L157 195L158 197L155 195L158 198V200H161V203H162V200H164L163 204L165 203L166 205H168L172 200H174L172 197L175 198V195H177L176 190H179L180 189V194L176 197V201H177L176 204L178 203L179 205L180 204L181 205H184V203L186 201H187L186 202V204H187L189 202L188 201L189 199H192L193 200L195 198V197L194 198H192V197L195 196V193H196L197 189L200 192V190L203 188V186H201L202 188L201 187L199 188L200 184H202V181L205 180V179H210L213 176V174L215 175L216 171H219L220 170L221 172H220L219 176L218 177L215 176L218 179L216 178L217 180L212 181L207 186H204V188L200 192L201 195H202L201 196V199H199L200 201H198V195L200 197V193L197 191L198 195H197V198H195L197 200L196 201H191V202H194L195 205H197V203H195V202H198V205H197L198 207L195 206V208L197 207L196 209H194V207H193L192 208L193 210L198 211L197 209H199V207H200V208H203L208 213H210L211 211L214 212V214H215V212H216V214L217 213H219V214L221 213L220 215H217V216H219V217L222 218V216H221L223 214L222 212L225 211V209L228 207V205H229V207H228V210H229L230 205H232L230 203L231 202H234L236 200L235 199L236 196H239V195H237V193H238L239 189L241 188V189H243V192H240V194H242L241 195V198H239V199L237 198V199L238 200L241 199L242 202L241 201H237V202H240V203H239L238 206H235V208L232 205V207L234 209V214L233 213H229V211L227 212V209H226V212H224V214L225 213H226V215L228 213L229 214H233V218H235V216H236L237 218H241L244 221H247L248 222V221H252V219L254 217L253 216L254 213L257 214L256 211L259 210L261 207H262V211H264L263 210V208H264V136H263V134H264V94L262 92H257V93H254L253 94V97H252V95L249 94L250 93L249 90L251 91V88H250L251 87V84H250V87L249 86H246V87L244 86L243 87ZM235 86H234V88H235ZM252 86H254V82H253V85ZM192 90H194V89H192ZM185 91H187V90H185ZM182 92H184V91H182ZM182 92H181V95H182ZM176 93H178V92H176ZM190 94L192 95V93H190ZM247 94H249V97H252V98H250V100H248L249 97H248ZM57 95L59 97H57ZM230 95H233V94H230ZM176 98H174V99H176ZM228 98H229V95H228ZM144 99H145V92L142 91L141 89H139V87H137L135 83L134 84H130L127 87L119 88L117 86V83L112 82V83L103 84L102 86H99L95 90L94 95H93V100H92V105L91 106H92V111H93V113L95 115H99V111L101 109H107V114H106V116L103 119L107 118L108 115L111 114V116L109 117L108 123H107V125L105 127V131H107V130L111 129L113 125L119 123L124 118H126L127 115H129L130 113H133L134 111H136V109L139 107L140 103L144 101ZM186 100H187V98H186ZM223 100H224V98H223ZM225 100L227 102L228 99H225ZM60 101H59V103H60ZM174 102H175V100H174ZM185 102H188V101H185ZM224 102H223V104H224ZM230 104L231 103L228 104V107H232V106H230ZM43 105L44 106L45 105L50 106L51 107L50 108L51 110L50 111L49 110L48 111L43 110V108H45ZM48 106H46V108H45L46 110H47V107ZM52 106H54V107H52ZM68 106H67V108H69ZM180 106H181V104H180ZM40 107H41V110L44 111V112H40L41 111L40 110ZM177 107H179V106H177ZM183 107H186V106L183 105ZM222 107H225V106H222ZM228 107L226 106V108H228ZM215 108L218 109L217 106ZM221 108H220V110L222 112L221 111L218 112L217 109H216V112L218 114L221 112L220 114L222 115L224 113L223 112V109L224 108L223 109H221ZM226 110L224 109V111H226ZM178 111H176V113ZM69 114L65 116V118L67 116L69 117V119H67L68 117L66 118L67 120H65V122L69 120L68 122L73 123V125L72 124L71 125H72V127H74V123H76V120L75 119L77 117L74 119L73 116H72V118H71ZM171 114H168V115L170 116ZM179 114H181V115L178 117L177 115H179ZM218 114H217V116H218ZM227 114H228V112H227ZM172 115H174V113ZM205 115H204V118L203 119H205ZM241 115L243 117H245L244 121L242 120L243 118L242 119L240 118ZM207 116L209 117V119L210 118L212 120L214 119L212 116L210 117L209 114ZM70 119H71V121H70ZM72 119H74L75 121L72 120ZM206 120H208L207 117H206ZM206 120H204V121L202 120V121L205 122ZM18 121H20L19 124H18ZM165 121H166V119H165ZM240 121H243V122L240 123ZM15 122H13L14 125H15ZM242 123H243V125H242ZM68 125H69L70 129H72L71 125L70 124H68ZM68 125H67V123H65L64 126H66V127H63V129L64 128L67 129V126ZM152 125H153V123H152ZM199 126H200V124L197 126L200 129ZM204 126L205 125L203 124V127ZM69 127H68V129H69ZM146 128H148V126ZM212 128L213 129L216 128L219 131L216 132L215 130H212ZM148 129L145 130V133H146V131L148 132ZM201 129H203V128H201ZM69 131H71V130H69ZM212 131H214V132H212ZM62 132H67V130L66 131L63 130ZM215 132L218 133V134L217 135L215 134V136H214L212 133H215ZM145 133H143V134L146 135ZM148 133H150V132H148ZM193 133L196 136H194ZM139 134L140 133H138V135L136 134L135 137H137V136L139 137ZM155 134L157 135L159 133L156 132ZM3 135H1L2 137L0 136V138L3 139ZM144 135H141V136L143 137ZM157 136H159V135H157ZM142 137H141V139H142ZM144 137H146V136H144ZM149 137H150V134H149ZM17 140H18V138L16 137V139L14 141L17 142ZM139 140H140V137H139ZM145 140L143 139L142 141H145ZM188 140H186L187 143L184 141L186 143L185 144L186 145L185 147H190V146H187V145H188L189 142H191V140H189V142H188ZM0 141H1V139H0ZM15 142H14V145H15ZM1 143L3 144V142H1ZM182 144L184 145V143H182ZM155 145H157V144H154V146ZM176 145H177V143H176ZM191 145H193V144H191ZM1 147H3V146H1ZM1 147H0V149H2ZM144 147L147 148L148 145L147 146H144ZM157 147H158V145H157ZM157 147H155V148H157ZM181 147H182V145H181ZM190 148H189V150H190ZM180 150L178 152H181ZM0 151H1L0 157L1 156L3 157V155H4V149L3 150H0ZM153 151H156L157 153H159V154H157L155 152L157 154V156H156L157 158L154 156L155 154H154ZM191 151H192V149H191ZM152 154H154V155L152 156ZM177 154L180 156V153H177ZM177 154H175L176 155V158H174L175 160L176 159L178 160ZM138 155H137V158H138ZM143 156H140V157L142 158ZM2 157L0 158V160L1 159H4ZM147 157L149 158V156H146V158ZM153 157H155L156 161H155V159H153ZM171 157H173V155ZM180 157H182V156H180ZM138 159H136V163H133L134 165L132 164L133 166H130V168L132 167L133 169H135L134 167H136V169H135V172L136 173L133 171V173L136 174V176H139V173H137V172H140L139 170H141V169H138V168H141L139 166L142 165L141 160H143V159H139V161H138ZM201 159H198V160H201ZM169 160H170V162H169ZM179 160H181V158H179ZM198 160H197V162H199ZM146 161H147V159H146ZM150 161L148 159L147 164L148 163L151 164ZM195 161H193V162L195 163ZM137 162L138 163H141V164L138 166ZM143 162H145V161L143 160ZM185 162H187V161L185 160ZM185 162H183V163L185 164ZM160 163L161 162H158V165L156 164L157 165L156 166L157 170H159L158 169V166H159ZM179 163H180V161H179ZM179 163H177V164H179ZM3 164H4V162H3ZM135 164H137V166H135ZM144 164L145 163H143V165ZM184 164H182V165H184ZM1 165L2 164H0V166ZM161 165H163V163H161ZM160 166H159V168H160V171H161V167ZM144 168H145V165H144ZM152 168H154V167H152ZM152 168L150 170H148V171H151L150 172L151 174L153 172V175H154V172L156 170L155 171H152L153 170ZM164 168H166V172L168 174V172H170V171L167 170V166L164 167ZM164 168L162 166L163 172L165 171ZM131 169H128L127 172L128 173H131L132 172ZM145 169L140 172L141 175H142V173H144L143 171H147V169L146 170ZM180 169H182V168L180 167ZM136 170H138V171H136ZM0 171H1V169H0ZM173 171H175V170L173 169ZM148 173L149 172L144 173V176L142 175L143 178L145 176L149 177L148 175H145V174H148ZM173 173H175V172H173ZM178 174H179V172H178ZM127 175L129 177L131 176L129 174H125V176H127ZM156 175H158V174H156ZM147 177L145 179H147ZM154 177H155V175H154ZM154 177H150L148 179L153 178L152 180L154 181ZM158 177L159 178H163V177L157 176V178ZM247 177H250V178L248 179ZM1 178H2V176H1ZM1 178H0V180H1ZM136 178L137 179H141L142 177L141 178L136 177ZM136 178H135V182L137 180ZM159 178H158V182H159ZM213 178H214V176H213ZM246 178L248 179V181L244 182ZM130 179L131 178H129V180ZM145 179L142 180L143 183L148 180V179L147 180H145ZM165 179H167V178H165ZM120 180H122V179H120ZM155 180H156V177H155ZM162 180H160V181H162ZM124 181L123 182L121 181V182L124 183ZM126 181H128V179ZM153 181H151L152 184H150V186L152 188H154L153 185H156L154 183L155 181L154 182ZM131 182H132V184L134 183L133 179H132ZM207 182H208V180H207ZM242 182H244V185H242V187H241L240 185H241ZM126 183L128 184V182H126ZM129 183H130V181H129ZM138 183H139V180L137 181V183H135L132 186H128L127 184H125V185L128 186V187H125L124 184H122V186L124 185L123 187L121 186L124 189L132 188L131 189V192H130L131 195H130V193H128V194L125 195L126 197H128L127 195H130V197H132V201H133V196L135 198H137L136 199L137 201H139V199H141L142 197H144V195L147 194V192L149 191L148 190L149 188H150V192H151V187L149 186L147 188V191L145 190L146 191V194H145V191L143 190L144 191V193H143L144 195L143 196L142 195L140 196V194H142V192H140V190L143 189L142 185L144 186L145 183L144 184L142 183V185H141L142 188L139 186L141 183H139V184ZM136 185L138 186V188H137ZM134 186H136L137 189L141 188V189L138 190L139 191L138 192L139 195L136 194V190H133V189H135V188H133ZM115 187L118 188L117 186H115ZM144 189H146V187ZM132 190H133V192H135L134 194L137 195V197L132 194ZM150 192H148V193H150ZM117 193H118V191H117ZM119 193L121 194V191L120 190H119ZM124 193H126V191L123 192V194ZM123 194H121V195H123ZM243 194H244V196H243ZM138 196L141 197V198H138ZM242 196L244 197L243 199H242ZM151 197H153V196H151ZM153 198H152L153 201L151 200L153 202L152 205H154L155 199L157 201V198H155V199H153ZM169 198L170 199L172 198V199L170 200ZM166 199L170 200L169 203H166L165 202ZM126 200H129V198H127ZM126 200L123 199V202L120 201V203L122 202V204L124 206L127 205L126 207H128L129 206L128 204H129L130 201L129 202L127 201L128 204H126V202H124ZM2 201L3 200L1 199V196H0V206L3 204ZM114 201H117V199L114 200ZM114 201H113V204H115ZM111 203L110 204L107 203V205H108L107 209H106V207L104 208V206H103L104 210L105 209L107 210V211L105 210L106 213L108 211H112L113 206H112V209L111 210H110L111 207L109 208V205H111ZM120 203L118 201V204L116 202L115 205L122 206V204H120ZM134 203H135V200H134ZM158 203H160V201H158ZM173 203L174 202L172 201V204L171 203L170 204L172 206H174ZM130 204H132V203H130ZM137 204L139 205V203H137ZM137 204L135 203L136 206H137ZM165 204L164 205H161L160 204V205L161 206H165ZM170 204H169V207H170ZM176 204H175V207L176 208L174 207V210H176L178 208L177 209V211H178V210H180V208L177 207L178 205L176 206ZM189 204H190V202H189ZM132 205H130V206H132ZM135 205H133V206H135ZM140 205H141V207H140ZM140 205H139V207L142 208L146 204H143L142 203ZM117 206H115V207L117 208ZM151 206L146 207L147 208L146 213H144L142 211L144 208L140 209L144 214H146L145 215L146 216L145 218H144V216L142 218L140 216V218H139L137 216L138 214L136 213L137 215H135L136 216L135 218H137V217L139 218V219H137L138 221L136 220V222H140V224L136 223V227L135 228H134V225L132 226L134 228L133 229L134 231H135V229H137V231L139 233L140 228H142L144 231L150 229L148 234H150V231L151 230H152V232H151L152 234L155 233L156 231L159 232L156 228L159 226V224H161L160 222L162 221V219H161L160 222H158L157 220H159L163 216L162 215V212L164 213V212L167 211V210L164 209L166 206L164 208L161 207L162 209H160V211L163 210V209L165 211H161V217L159 219H157L158 218V215H157V218H156V216H155L156 214H154L156 220H153L154 218L151 219L152 218V217H150V214L152 213L151 211H150L151 213H147V212H149L148 211L149 208H150V210H152L154 208V206H152L153 208L151 209ZM172 206H171V208H173ZM115 207H114V209L116 210ZM126 207H124V209ZM129 207L127 208V210L128 209L129 210L131 209V207L130 208ZM169 207H168V209H169ZM181 207L183 208V209H181V211H182L187 206L185 205V207H183V206H181ZM155 208H156V210L154 209L155 211H157V210L159 211V208H157V207H155ZM120 209H121V207L120 208H117L116 212L117 211H120ZM122 209H123V206H122ZM122 209H121L120 212H117L118 214L116 213L117 216L116 215H114V216L111 215L113 211L112 212H108V213H111L109 215H108V213L105 214V211H103L104 214L102 213L101 210L98 211V213L101 212L100 213V214H102L101 217L104 216L102 218V220L104 218L106 219V217H107V219L110 220V221L109 220L105 221V219H104V224L105 223L106 224L103 227L106 228V226H107V227H109L108 230L109 229H112V230L115 229V231H119L118 230L119 228H117V227H118V225L120 223H122V221L125 224L124 221H127L126 219H128V218H126L127 214L129 215V217L132 214L133 219H134V215H133L134 214V210H135L134 208H133V212H131V214H129L130 213L129 210L127 211L125 209V211H126L125 212ZM174 210L170 211V209H169L168 212H167V214L169 212H173ZM187 210L189 212V209L188 208H186V212H187ZM204 210H202V211L204 212ZM230 210H231V208H230ZM158 211L155 212V213L160 214V213H158ZM177 211H175V212L177 213ZM181 211H179L178 213L182 217H184V213L185 212L183 213V211H182V213H183V215H182L181 214ZM190 211H192L191 208H190ZM195 211H193L192 213H194ZM262 211L260 209L257 212L259 214V212L262 213ZM127 212H129V213H127ZM138 212H139V210H138ZM175 212H174V214H175ZM114 213H115V211H114ZM192 213H191V215L188 214V216H187L186 219L184 218L185 221L188 220V222H189L190 219L192 220L193 218H195V220L197 222L196 217H199L196 214L197 212L193 214L196 217H193L192 216ZM96 214L95 215H91V217H90L92 219V217L94 218V216H95V218L93 220L94 222L97 221L96 218H98L99 215H100V214L99 215H96ZM179 214H178V217L177 218L178 219H181L180 218L181 216H179ZM212 214H209V216L212 215ZM224 214H223V217H224ZM258 214L256 215L257 217H258ZM105 215H106V217H105ZM107 215L110 218L116 217V219L114 218V222H113L112 219L108 218ZM151 215H153V213ZM176 215H174L175 218H173V219H172L173 216L171 218H168V216L165 215V214H164V217H167L168 219H172V220L175 221ZM261 215L259 216V217H261L260 219H262L261 220V223H264V212ZM96 216H98V217H96ZM189 216H191L193 218H189L188 219ZM209 216H208L209 219L211 217L213 218V216H211V217H209ZM226 217H228V216H226ZM229 217L231 218L232 215L231 216L229 215ZM90 218L89 217L86 218L88 220L87 223H89V224L92 223V220L91 221L89 220ZM130 218H129V220H130ZM199 218H198V220H199L198 221V224H196V222H195L196 225L195 224L194 225L192 224L193 221H195L194 219L192 220V223H190V222L187 223L188 225L185 224L186 222H184V225L183 226H186V228L184 227V231H183V233L180 232V235L178 234V232H176L177 237L179 236L177 238V242H176L177 244L175 245V242H173L175 239L173 238L174 240L172 242L174 243L173 245H175V246H173L171 248H167L166 247L167 246L166 244H169L168 241L170 239V238L168 239V237H167L168 235L166 236V233L163 234L165 236V238L167 237V239H168L167 243H165V244L162 243V242H163V240L166 241V239H163V240H162V238L159 239L160 237H158V239H157L156 236L155 237L153 236L154 234L153 235L152 234L151 235H148V236H153L154 239L156 238V242H155L156 244H153L152 245L153 247L155 245H157L159 247V245H161V243H162V244H164L163 247L161 245L162 250H163L164 246L166 245L165 246V248L167 249L166 251L164 249L163 251L160 252V248L158 249L156 247H154V248L153 247H150L151 244H149L150 242L148 243L149 240H147L148 238H146V236L144 235L145 232H143V234L142 233H139V234L142 235V236H140L141 239L145 236V238H146L145 241L147 242V244H149V247L146 244V242L144 241V238H143V240H141L140 237H138L139 234L138 235L136 234L135 237H131L132 234L129 233V234H131L129 236L128 233H127V235H125L124 237L128 241L125 242V240H124L125 238L122 239V241L124 240V242H125V244L123 243L124 245L123 244L118 245L119 242L121 243L122 241L119 240V239H121L120 237H117V240L116 241H117L118 244L117 243L115 244V242L114 243H110V244L108 243L109 245H108V248L107 249H105L104 251H102L100 253L98 252V254H96L97 257L94 256L95 257V260H93V255H92V259H91L92 261L87 260V258H88L87 256H90L93 253L92 251H95L97 249V247H96L97 241L100 240V238H103L104 237V235L102 233H100V234L103 235V237L102 236L100 237L99 236L100 234H99L98 235L99 238H96L97 237V235H96L95 236V240H93V243H92V241H90L91 242V245L89 247L87 246L88 248H85L84 247L86 249V251H88L90 253V255H85L86 258H84V253H80V254L81 255L83 254V258L85 259V263L88 261V263H86V264H89V262H91V264L92 263L93 264H113V262H115L117 264H126V263L129 264V261H130L129 259L131 258V256L133 257L136 254V251L137 250H141V252H142L143 249H141L142 247H140V246H141L142 243H144L145 246H147L149 248V250H148L147 247H144V248L147 249V251L149 253H150L151 250L154 251V249H156L155 250L156 255L155 256L152 255V258L151 259H150V256L149 257H144L145 258V261H146V264L147 263L148 264H157V263L159 264L160 260L162 261L163 259H166L167 258L166 255L169 254L170 252L171 253L173 252L172 255L173 254H177V255H173L171 257L173 259L174 256H176L174 258V260H176L175 264H182L187 258H188L187 260H189V262L190 261L194 262V260L196 259V256H195L194 253L196 252V254L198 255L200 252H202L201 249L203 250L205 248V246H206V245H204L205 243H203V242H204V240H206L205 238H207V236L209 237V241L207 239L208 242L207 241L206 242L208 243L207 245H209L208 246L209 248H207V246H206V248L208 249L207 251H208V254L210 256L208 254H205V250L206 249L203 251L205 255H203L202 253L201 254H202V257L204 256V258L206 257V255L209 256L208 257L209 260L207 258H205L206 260H208L209 264H232L233 256L235 258L236 255H238L236 252L234 253V251H237V250H235V248H239V247H240V253L238 252L239 253V257L237 256L238 257V259H237L238 262H236L235 264H247V261L250 260V259H246V257H247L246 255L249 252V250H255V249L261 250L262 249L264 251V244H262L263 246H261V249H259L260 248V242L258 240H253V239L251 241L248 240L249 241L248 243H245L244 242L245 244L242 243L243 245L240 246L239 244L241 242H239V244H238V239H240V236L243 234L241 232V231H243V228L240 229V228L233 227V224L231 226L230 225L228 226V223H230L229 220H231V219L228 220V223L225 226H224L225 222L224 223L222 222V221H224V218L225 217L223 218V220H220L221 221V224L223 223L222 224L223 226H220L221 224L219 226L217 225L219 227L218 229H220V227L221 228L222 227H226V228L225 229L222 228L224 230H221L220 229V231L217 229L218 230V234H219V232H221L220 233L221 235L219 237V235L217 234V231L216 232L214 231L216 228L213 231H211V229L214 226V222L211 225L212 228H210L207 225L208 222L206 221V219L208 220V218L206 216H205V220L202 219L204 217H202L200 219ZM212 218L210 219L211 222L214 221V220H216V218H213V220H212ZM98 219L100 220V218H98ZM260 219H259V222H260ZM129 220H128V223H129ZM165 220H164V223H165ZM182 220L183 219H181L180 221H182ZM86 221H85V226L86 227H89V226L86 225L87 224ZM153 221L154 222L157 221V223H158V226L155 225L156 228H155V226L153 224ZM200 221H201V226L202 227H199L200 226ZM202 221H206L205 222L206 224H204V222H202ZM3 222H5V224H7L6 223L7 221H2L0 223V226H1V224ZM100 222H102V221H100ZM168 222H169V220H168ZM176 222L177 221H175V222L172 221L171 223L172 224L174 223V225H177V224H175ZM255 222H256V220H254V223L253 224H255ZM83 223H84V221H83ZM83 223H80V224H83ZM162 223H163V221H162ZM177 223H179V222H177ZM182 223H181V225H182ZM97 224H99V226L97 225L98 227H101L102 225H104L103 222H102V225L101 226H100V223H97ZM132 224H135V222H133ZM165 224H167V223H165ZM127 225H131V224H126L125 227ZM152 225L156 229L154 232H153L154 229H152V227H153ZM197 225H199V226H197ZM203 225L204 226L207 225V226L204 227ZM3 226H4V224H2L1 227H3ZM97 226H94V224L91 225V227H94V228L95 227L97 228ZM137 226H138V228H137ZM161 226H163V225L161 224L160 227ZM217 226L215 224V227H217ZM1 227H0V236H1V233L4 232ZM79 227H80V225H79ZM82 227H84V224L82 225ZM165 227H167V229H169L172 226H169V223H168V225L165 226ZM163 228H164V226H163ZM163 228L161 230H163ZM173 228L175 229V226ZM103 229L104 228H102V230ZM158 229H160V228L158 227ZM170 229L168 231L169 233L172 231V229H171V231H170ZM180 229H182V227ZM77 230L79 231V229H77ZM80 230H81V228H80ZM82 230H83V228H82ZM112 230H110L109 233L112 232ZM133 230L131 231L132 233L134 232ZM176 230H178V229H176ZM78 231H76V232H78ZM141 231L142 230H140V232ZM175 231L173 230V232H175ZM97 232H98V228H97ZM97 232H95V233L98 234ZM128 232H130V231H128ZM173 232H172V234L170 233V235H171V239L170 240H172V236L174 237V235H175V233L173 234ZM211 232L212 233L214 232V234H217L218 236L217 235L216 236L218 238H214L213 236H211V235H213ZM240 232H241V235H240ZM246 232H247V230H246ZM78 233L80 234V232H78ZM91 233L89 234V236L93 234V233L92 234ZM135 233H137V232H134V234ZM161 233L162 232L160 231V233H158V234L160 236H162ZM169 233H167V234H169ZM107 234H108V232H107ZM84 235L87 236V234H84ZM146 235H147V231H146ZM159 235H157V236H159ZM128 236L130 237V239H128L129 238ZM136 236H137V238H136ZM74 237L75 236H73L71 238L73 239ZM77 237L75 239H80L79 238V235ZM82 237H84V236H82ZM210 237H212V239L214 238V240H210L211 239ZM122 238H123V236H122ZM243 238H245V237H242L241 239L242 240H245ZM154 239L151 241L152 243H154L153 242ZM215 239H217V241ZM82 240H83V238H82ZM118 240H119V242H118ZM157 240H159V241L161 240V243L158 242ZM71 241L73 242V240H71ZM140 241H141V243H140ZM211 241H214L215 242V244H214V246H213L212 249H211L212 246L210 245V242ZM111 242H113V241H111ZM67 243H66V245L68 247L69 244L71 243L70 242V239H69V241ZM213 243H211V244L213 245ZM71 244L73 245V243H71ZM77 244H78V246H80L83 243L82 244H79V242H78ZM87 244L88 243H86V245ZM139 244H140V246H139ZM72 245H70L66 249V250L70 251L68 253L71 254L72 252H76L75 253L76 254L75 257H77V255L78 256H81V255H79V253L77 254V251H79V250H76V249H80V248L79 247H75L74 248V246H72ZM97 245H99V244H97ZM201 245L204 248H202V247L200 248ZM238 245H239V247H238ZM142 246H144V245L142 244ZM64 247L66 248V246H64ZM70 247H71L72 252L70 250ZM168 247H170V246H168ZM1 249H3V248H1ZM1 249H0V252H2V253L0 254V256L3 254L2 255L3 258H1L2 261H0V263L1 264H13V262L8 258V255L9 254L7 253L8 254L7 255L5 252L1 251ZM83 249L82 250L80 249V251L81 252L84 251ZM209 249H211V252L209 251ZM64 250L62 249L63 259H60V260L68 259V262L65 260L64 262H66V263H64V262L63 263L64 264H71V263H69V261L73 257L70 258V256L75 255V254L73 253V254L69 255L68 253H65ZM158 250H159V252H158ZM137 252H139V251H137ZM141 252L139 254H141ZM148 252L146 253V251H145V253L147 255L149 254ZM145 253L142 254V255L143 256L144 255L146 256ZM155 253L153 252L152 254H155ZM66 254H67V256L69 255L68 256L69 258L66 257ZM86 254H87V252H86ZM201 254L198 255L199 257L197 256L198 259L201 257ZM142 255H138V256L136 255V257L138 258L139 256H142ZM192 255L195 256V258H193L194 260L189 259V257L190 256L192 257ZM136 257L134 258V259H136V261L137 260H140V259H137ZM202 257L199 259L198 264H200V262L204 259ZM79 258H81V260L84 261V259L82 258V256L79 257ZM133 258H131V261H130L131 264H134L133 262L135 260ZM146 258H149V260L152 263L147 262L149 260L146 259ZM11 259L13 260L12 257H11ZM132 259L134 260L133 262H132ZM167 259H169V258H167ZM77 260H78V258L76 260H74V258H73V261L74 262L72 260L70 262H73L74 264L75 263L77 264L78 263ZM142 260H143V262L142 263L141 262H138V264L139 263L140 264H144L145 261H144V259H141V261ZM197 260H195V261H197ZM136 261H135V264H136ZM163 262L166 263L167 261H163ZM171 262H173V261H171ZM180 262H182V263H180ZM192 262H190V264ZM204 262H206V261H204ZM208 262L206 264H208ZM81 263L82 264H85L84 262H80V264ZM165 263H163V264H165ZM186 263L187 262H185V264ZM194 264H195V262H194Z\"/></svg>","mask_w":264,"mask_h":264},{"label":"built area","instance_id":"obj_3","mask_svg":"<svg viewBox=\"0 0 264 264\" xmlns=\"http://www.w3.org/2000/svg\"><path fill=\"white\" fill-rule=\"evenodd\" d=\"M3 245L17 264H32L40 255L39 244L25 227L17 225L4 237Z\"/></svg>","mask_w":264,"mask_h":264}]
</instances>
